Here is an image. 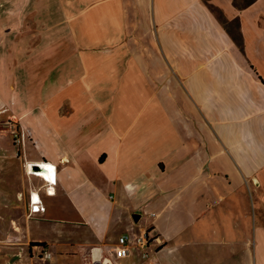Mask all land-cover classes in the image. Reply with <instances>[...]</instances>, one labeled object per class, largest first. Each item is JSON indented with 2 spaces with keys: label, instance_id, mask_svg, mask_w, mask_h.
I'll use <instances>...</instances> for the list:
<instances>
[{
  "label": "crops",
  "instance_id": "1",
  "mask_svg": "<svg viewBox=\"0 0 264 264\" xmlns=\"http://www.w3.org/2000/svg\"><path fill=\"white\" fill-rule=\"evenodd\" d=\"M246 1L0 0L42 11L27 38L45 46L20 49L6 26L24 18L0 16V124L22 140L0 130V163L14 154L19 172L12 193L0 173L1 260L264 264V0ZM43 162L54 194L25 172Z\"/></svg>",
  "mask_w": 264,
  "mask_h": 264
},
{
  "label": "rangeland",
  "instance_id": "2",
  "mask_svg": "<svg viewBox=\"0 0 264 264\" xmlns=\"http://www.w3.org/2000/svg\"><path fill=\"white\" fill-rule=\"evenodd\" d=\"M33 10L31 8H26V9H22L20 10V13H17V11L12 12L11 10H7V9H3L0 13V16L3 17V20L6 21V20H10L12 17H17V18H21L23 17V21L21 24H8L6 27H7V31L6 32H10L12 33L13 35L10 36L8 35V37H10L9 39H13L14 42L19 46H20V49L22 47H24L25 49H28V50H36V49H40L43 50L45 48V46H43L44 44V41H40L38 39H35V40H32L33 38H27L28 35H31L33 32H34V28L36 27H39V26H36L34 24V17L36 16H39V14L41 15V12H39L38 14H35L32 12ZM4 27V26H3ZM38 37V36H37ZM6 44L7 42L4 43L3 46H0V51H3L4 49H6ZM40 71V70H39ZM40 80L39 79H35L34 81L31 82V92L32 94L35 96L34 99L37 101V93L39 94V83ZM3 100L5 101V105H2L1 108H0V117L2 118V116H5L6 113H8V111L10 109V106L12 104V98H11V91L9 89L7 90H3ZM49 97H53V94L52 95H49ZM6 107V109L8 111H3V108ZM1 109H2V112H1ZM6 125V124H5ZM3 124H0V130H3L5 127H7L6 129L7 130H10L9 128L11 127H8L5 126ZM12 129H16L15 127L14 128H11ZM11 130L9 133V137L8 139L10 140V142L12 141V135H11ZM11 145H14L13 142L10 143ZM10 145V146H11ZM15 146V145H14ZM13 156V157H11ZM14 157H16L14 154H2L1 155V158H5L3 159L2 163H0L3 167V169L1 170L0 173L3 174V183H2V186H3V189L6 193H12L14 190H15V186L18 185L17 183V178H18V175H19V172L18 170L15 169L16 165L14 164V161L16 159H14ZM10 217H7L4 219V222L5 223H8L10 221ZM141 223L138 222V224H136L135 226L138 227ZM81 231H77V230H73L71 232L72 235H74L75 237H77ZM1 235V234H0ZM6 235V233H3L2 236ZM149 236V235H148ZM152 240V236H150V239H149V243L151 242ZM7 247L8 244H3ZM43 252V251H42ZM105 253V252H104ZM32 257V256H31ZM39 257L42 258V254H39ZM7 258H9L7 255H3V259L1 260L0 259V264H13L12 261H8ZM51 258V256H50ZM50 258H47V259H50ZM91 261H92V257H91ZM93 262V261H92ZM153 263V259L148 257L146 259H143V261H141V263L139 264H149V263ZM67 264V263H65ZM68 264H78V263H74V262H70ZM93 264V263H92ZM110 264H115L114 262H110Z\"/></svg>",
  "mask_w": 264,
  "mask_h": 264
},
{
  "label": "built area",
  "instance_id": "3",
  "mask_svg": "<svg viewBox=\"0 0 264 264\" xmlns=\"http://www.w3.org/2000/svg\"><path fill=\"white\" fill-rule=\"evenodd\" d=\"M11 135H12V142L14 143L15 147L19 148L22 144V140L18 134V131L16 129H13L11 131ZM34 165H36L39 169L34 170L33 169ZM40 170H43L47 174V177L40 176L42 177V180L46 183V194H54V187L56 186V166L49 164L47 162L33 164V165L32 164L25 165V172L28 176L40 178L39 176H37ZM32 196H30V202H29L30 212L37 213L42 209V205L40 204L39 197H36L35 200H33ZM149 239L150 236H148V234L145 232L135 237H130L125 234L121 235L118 238L117 245L114 248H112L110 254L115 260L124 259L129 256L130 249L132 247L137 248L139 250L145 249L149 245ZM40 254H42V257L44 259L50 258V254L47 251H45L43 248H40ZM143 257H146V255L143 254ZM100 258L101 257L92 258L93 261L92 263L102 264Z\"/></svg>",
  "mask_w": 264,
  "mask_h": 264
},
{
  "label": "trees",
  "instance_id": "4",
  "mask_svg": "<svg viewBox=\"0 0 264 264\" xmlns=\"http://www.w3.org/2000/svg\"><path fill=\"white\" fill-rule=\"evenodd\" d=\"M207 1V0H206ZM249 2H251V0H248L245 2L244 5L248 4ZM31 247L32 246H41V247H45L44 244H30ZM101 263L102 264H110V259H108V257L106 255H101ZM83 264H92L91 258L89 256H84L83 257Z\"/></svg>",
  "mask_w": 264,
  "mask_h": 264
},
{
  "label": "bare ground",
  "instance_id": "5",
  "mask_svg": "<svg viewBox=\"0 0 264 264\" xmlns=\"http://www.w3.org/2000/svg\"><path fill=\"white\" fill-rule=\"evenodd\" d=\"M29 170H30V168H29ZM37 176H39V177H40V176H46V177H47V174H46V172H44L43 170H40L39 173L37 174ZM40 178H42V177H40ZM93 257H94V258H97V252H94V253H93Z\"/></svg>",
  "mask_w": 264,
  "mask_h": 264
},
{
  "label": "water",
  "instance_id": "6",
  "mask_svg": "<svg viewBox=\"0 0 264 264\" xmlns=\"http://www.w3.org/2000/svg\"><path fill=\"white\" fill-rule=\"evenodd\" d=\"M33 169H34V170H38L39 168H38L36 165H34V166H33Z\"/></svg>",
  "mask_w": 264,
  "mask_h": 264
}]
</instances>
